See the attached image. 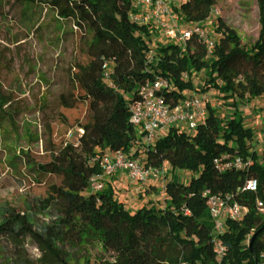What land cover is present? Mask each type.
Segmentation results:
<instances>
[{
  "label": "trees",
  "instance_id": "16d2710c",
  "mask_svg": "<svg viewBox=\"0 0 264 264\" xmlns=\"http://www.w3.org/2000/svg\"><path fill=\"white\" fill-rule=\"evenodd\" d=\"M217 4L183 0L173 10L184 23L204 24ZM6 7L46 52H56L60 88L53 107L39 101L43 129L35 140L42 141V151L5 146L7 165L34 186V194L22 205L0 204V264H38L27 254L28 237L47 247L43 264H264V149H254V132L241 117L222 118L209 101L205 123L191 133L171 127L148 150L154 167L168 162L191 173L187 182L167 180L165 206L133 211L109 183L99 192L89 187L90 177L102 172L94 158L107 150L129 152L138 140L129 103L141 81L165 79L169 87L163 94L171 106L196 91L199 73L198 92L214 89L229 107L264 94V0H258L260 30L251 45L217 16L210 53L194 35L185 48L158 42L152 55L148 38L154 28L131 19V0H8ZM239 61L249 69L241 71ZM106 63L113 86L105 81ZM16 100L0 82L2 125L12 124L17 132ZM73 128L75 139L68 136ZM220 158L250 163L221 171L215 164ZM251 178L257 191H243ZM206 190L249 208L241 220L227 222L221 259L214 251Z\"/></svg>",
  "mask_w": 264,
  "mask_h": 264
},
{
  "label": "rangeland",
  "instance_id": "374dc122",
  "mask_svg": "<svg viewBox=\"0 0 264 264\" xmlns=\"http://www.w3.org/2000/svg\"><path fill=\"white\" fill-rule=\"evenodd\" d=\"M7 1L0 0V82L7 91L14 94L16 102L20 103L18 110L21 115L16 121L19 123L17 132L16 128L12 129L14 128L12 124L5 125L9 128L5 129L2 125L4 120L0 119V204L18 206L22 205L28 196L34 194L32 190L34 186L7 165L5 146L12 144L16 149L23 147L31 148L35 152L42 151V141L35 140L43 129V113L38 111L39 101L54 106L51 101L60 88L57 81L60 75L54 68L57 61L56 52L53 49L46 52L43 43L27 34L17 22L15 11H10L6 7ZM131 1L136 12L143 10L137 0ZM169 1L173 9V6L179 5L183 0ZM217 16L223 17L237 31L244 44L251 45L256 41L260 30L258 0H218L210 20L203 24L214 40L218 36L214 29ZM236 65L241 71L249 69L244 61H239ZM202 77V73L194 77L196 91H190L187 95L206 96L210 105L222 118L241 117L246 126L252 128L253 147L261 153L264 149V94L256 99H239L237 106L229 107L214 89L207 95L198 92L203 84ZM28 130L33 132L34 138H29L26 132ZM184 131L193 132L190 129ZM68 134L71 139H75L76 129L73 128ZM163 171L162 176L147 182L133 181L125 173H116L107 178L106 184L109 183L114 188L117 198L130 210H137L144 205L163 207L165 206L163 179L169 180L175 176L180 181L187 182L191 177V173L173 169L168 162L164 164ZM247 244L248 242L245 243ZM26 248L27 254L38 264L46 261L48 249L42 242L28 237Z\"/></svg>",
  "mask_w": 264,
  "mask_h": 264
},
{
  "label": "built area",
  "instance_id": "2783aa9c",
  "mask_svg": "<svg viewBox=\"0 0 264 264\" xmlns=\"http://www.w3.org/2000/svg\"><path fill=\"white\" fill-rule=\"evenodd\" d=\"M137 1L143 10L134 11L131 19L138 24H152L153 34L148 38L151 55L158 42L174 43L185 48L194 35L207 47L209 53L213 50L215 40L208 34L203 24L182 22L172 9L169 0ZM104 68L105 81L113 86L110 80V75L113 73L111 64L106 63ZM168 87V82L160 76L139 83L129 103V122L138 129V140L129 152L121 149L107 150L92 160L99 162L102 172L90 177L91 191H102L106 186L107 178L121 172L137 182L159 178L164 174L163 167L157 168L148 162V150L159 136L171 127L195 131L200 124L206 122L208 117L206 96L189 95L179 104L171 106L163 94ZM249 163L241 158L227 162H224L222 158L215 160L216 166L221 171H226L231 167L243 169ZM166 183L167 180L163 179L164 194ZM257 188V180L251 178L245 182L242 190L256 192ZM204 194L208 196V209L214 224V251L218 259H221L226 252V246L220 236L227 231V222L241 220L249 212V208L228 195L212 194L209 190H206ZM257 205L263 207L260 200H257ZM261 258L264 261V252L261 253Z\"/></svg>",
  "mask_w": 264,
  "mask_h": 264
}]
</instances>
